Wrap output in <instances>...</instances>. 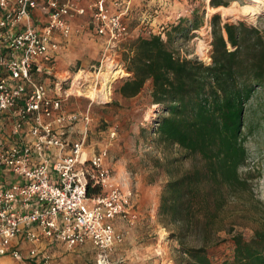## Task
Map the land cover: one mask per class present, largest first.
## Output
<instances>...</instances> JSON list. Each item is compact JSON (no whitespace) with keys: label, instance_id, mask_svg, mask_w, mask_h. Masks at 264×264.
Segmentation results:
<instances>
[{"label":"built area","instance_id":"1","mask_svg":"<svg viewBox=\"0 0 264 264\" xmlns=\"http://www.w3.org/2000/svg\"><path fill=\"white\" fill-rule=\"evenodd\" d=\"M82 1L0 0V29L28 23L36 10L44 17L42 25L0 34V256L50 264L52 253L36 246L50 241L66 249L90 244L95 264H117L116 223L137 222L132 192L113 182L107 147L87 144L88 112L64 107L69 97L100 91L104 82L109 96L112 82L129 75L119 50L130 38L131 1L87 0L93 32L102 38L89 79L82 71L55 77L51 86L41 79L56 75L57 37L72 34ZM24 242L32 245L25 251Z\"/></svg>","mask_w":264,"mask_h":264},{"label":"trees","instance_id":"2","mask_svg":"<svg viewBox=\"0 0 264 264\" xmlns=\"http://www.w3.org/2000/svg\"><path fill=\"white\" fill-rule=\"evenodd\" d=\"M133 10L131 5L130 15ZM210 26V63L175 55L167 46L169 33L167 40L155 34L137 37L123 55L129 75L116 88L130 99L148 84L150 103L161 106L155 142L182 152L165 164L168 180L159 214L165 227H173L169 237L185 264H214L209 250L220 243L227 204L251 194L239 172L247 156L245 106L264 87L263 31L244 21L222 22L218 14ZM183 160L190 163L181 170ZM96 192L88 190L89 195ZM231 241L232 259L221 264H264V227L254 229L248 240L235 234Z\"/></svg>","mask_w":264,"mask_h":264},{"label":"rangeland","instance_id":"3","mask_svg":"<svg viewBox=\"0 0 264 264\" xmlns=\"http://www.w3.org/2000/svg\"><path fill=\"white\" fill-rule=\"evenodd\" d=\"M218 1L224 5L212 6L211 0H141L127 16L130 38L119 50L122 67L125 65L123 55L137 37L155 34L167 40L168 33L167 46L175 55L210 63V21L214 14H218L222 22L244 21L258 26L264 34V0ZM82 2L87 12L75 20L72 34L57 37L60 52L56 75L41 77L50 86L55 77L71 79L78 71L89 79L92 66L100 57L102 38L95 35L89 24L88 1ZM251 4L260 5L261 10L253 17L239 13L240 7ZM229 6L233 9L231 14L221 8ZM126 76L123 73L112 82L108 98L97 96V90L91 89L93 94L84 91V95L69 97L64 107L69 111L88 112L87 144L95 149L107 147V160L116 183L121 189L132 192L135 207L143 204L149 219H153L145 230L155 231L153 235L162 239V264H185L186 258L181 256L176 240L169 237L173 227H165L159 214L160 194L168 180L165 164L169 159L181 156L182 152L176 146L155 142L154 121L161 106L150 103L148 84L141 94L130 99H124L116 92ZM245 107L243 133L247 156L239 172L248 179L251 194L245 192L241 199L230 200L227 204L223 212L225 226L217 234L220 243L209 250L214 264L232 259L233 235L241 234L248 240L254 229L264 227V87L257 88ZM77 129H83L81 123ZM112 130L116 132L113 138L110 137ZM189 163V160H183L180 169L187 168Z\"/></svg>","mask_w":264,"mask_h":264},{"label":"crops","instance_id":"4","mask_svg":"<svg viewBox=\"0 0 264 264\" xmlns=\"http://www.w3.org/2000/svg\"><path fill=\"white\" fill-rule=\"evenodd\" d=\"M133 9L137 4H140L141 0H130ZM83 12L76 16L72 20V27L76 19H79L85 12L87 8L82 2ZM4 14V9L0 8V17ZM89 24L90 23V13ZM44 22V17L39 11H33L30 16V20L27 22L20 23L15 28H5L0 29V34L14 33L21 30L23 26L29 24L31 26H39ZM91 29H92V25ZM90 28V27H89ZM93 31V29H92ZM2 50V45L0 43V51ZM60 52V50H59ZM59 55V53H58ZM57 55V58H58ZM56 58V62H57ZM56 67V63H55ZM113 182L116 183L114 177ZM118 184V183H116ZM122 188V187H121ZM125 191L124 189H122ZM144 205H137L135 210L137 212L138 218L134 226H128L124 221L119 220L116 223V233L121 238L119 242L116 243L112 252V258L117 264H162V242L161 238H157L153 235V230L146 231V227L152 224L149 216L146 214V209ZM146 226V227H145ZM32 245L24 242V251ZM36 246L40 249L47 248L52 253V261L50 264H95L94 249L90 244H85L73 249H66L62 245L56 242L42 241ZM0 264H41L33 260H16L12 258L9 254L0 256Z\"/></svg>","mask_w":264,"mask_h":264},{"label":"bare ground","instance_id":"5","mask_svg":"<svg viewBox=\"0 0 264 264\" xmlns=\"http://www.w3.org/2000/svg\"><path fill=\"white\" fill-rule=\"evenodd\" d=\"M221 8L224 9L225 11H229L230 12L229 14H231L232 11H233L231 6H229V7H221ZM259 10H261L260 9V5L257 6L255 4H251V5H246V6L240 7L239 8V11H240L239 13L248 15L250 17H253ZM116 73H118V71ZM107 87H108L107 83L104 82L103 86H102V89L100 91H95V94L97 96L108 98ZM104 90L106 91V93L104 92ZM90 94H93V92L90 91ZM154 106H156V105H154Z\"/></svg>","mask_w":264,"mask_h":264}]
</instances>
